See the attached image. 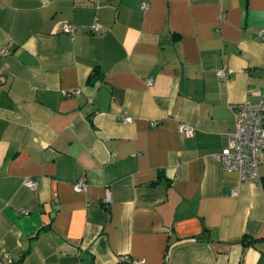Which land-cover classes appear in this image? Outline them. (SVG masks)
I'll use <instances>...</instances> for the list:
<instances>
[{
	"label": "crops",
	"instance_id": "1",
	"mask_svg": "<svg viewBox=\"0 0 264 264\" xmlns=\"http://www.w3.org/2000/svg\"><path fill=\"white\" fill-rule=\"evenodd\" d=\"M261 98L264 0H0V264H264V191L215 158Z\"/></svg>",
	"mask_w": 264,
	"mask_h": 264
},
{
	"label": "built area",
	"instance_id": "2",
	"mask_svg": "<svg viewBox=\"0 0 264 264\" xmlns=\"http://www.w3.org/2000/svg\"><path fill=\"white\" fill-rule=\"evenodd\" d=\"M97 3L98 0H90ZM147 1H141L139 7H147ZM94 31H98L100 24L97 18L94 19L92 25ZM62 31L67 33L70 37L73 36L74 26L71 24H63ZM217 76L224 80H228V76L224 73V69L216 70ZM151 83V78L148 79ZM64 94L77 95L79 90L68 89L63 91ZM235 111L236 130L229 136L227 146L223 147L215 154V158L221 163L223 169L228 171H235L239 175V180L242 182H255L261 186L264 191V185L261 182L258 165L259 152L264 148V98L257 102L244 101L242 103L231 105ZM124 122L131 120L129 116L122 117ZM195 126L181 122L178 125V131L186 137L194 133ZM24 186L30 190L36 188L37 183L30 177L24 178ZM87 183L83 179H79L73 184V190L76 192H86ZM235 193V191H233ZM106 202L111 201V192L107 189L105 191ZM1 257L8 258L7 253H1ZM126 264H144L142 259H128L126 256L122 257Z\"/></svg>",
	"mask_w": 264,
	"mask_h": 264
},
{
	"label": "trees",
	"instance_id": "3",
	"mask_svg": "<svg viewBox=\"0 0 264 264\" xmlns=\"http://www.w3.org/2000/svg\"><path fill=\"white\" fill-rule=\"evenodd\" d=\"M91 77V76H90ZM245 241H244V244L245 245H251V244H253L254 243V240H252V239H244Z\"/></svg>",
	"mask_w": 264,
	"mask_h": 264
}]
</instances>
